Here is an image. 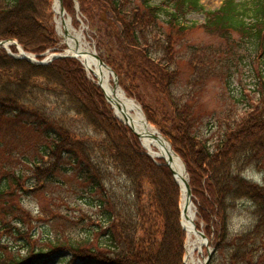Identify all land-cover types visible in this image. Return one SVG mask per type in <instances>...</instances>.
<instances>
[{"label":"trees","instance_id":"16d2710c","mask_svg":"<svg viewBox=\"0 0 264 264\" xmlns=\"http://www.w3.org/2000/svg\"><path fill=\"white\" fill-rule=\"evenodd\" d=\"M77 2L83 21L97 33L101 58L186 164L199 214L215 241L209 264H264V186L243 176L248 169L264 172V0H224L214 11L201 0L158 4L143 0L138 5L132 0ZM52 4L53 0H0V40H17L39 60L49 50L61 51ZM73 6L74 0H64L68 14ZM193 13L203 14L206 33L220 36L225 45L193 51L189 64L196 72L195 95L185 99L174 93L180 73L174 65H179L178 40L190 32L188 17ZM236 73L254 84L252 91L243 85L240 99L231 95V103L242 105L240 110L228 106L222 113L196 110V95L209 78L228 85ZM141 84L162 96L158 109L140 96ZM47 95L63 97L70 110L103 139L88 143L58 127L35 107ZM164 99L170 113L162 108ZM253 101L259 105L254 107ZM205 115L213 118L209 122L215 131L213 141L200 128ZM158 162L115 117L102 90L77 59L35 65L0 49V264L37 262L35 257L15 253L18 245L13 242L32 238L30 230L21 226L32 229L35 224L32 213L17 204L16 195L34 197L53 187L57 195H51L40 211V217L50 221V246L68 248L75 258L88 256L97 264H184L180 188L171 170ZM60 174L76 175L79 183L72 190L80 192L76 202H86L88 211L80 206L77 215L62 216L67 197L59 189L66 188L67 181ZM241 203L247 206L251 225L234 233L232 218ZM7 236L11 244L4 241ZM94 238L99 241L95 248L91 247ZM80 247L91 250L83 252ZM98 249L108 254L97 253Z\"/></svg>","mask_w":264,"mask_h":264},{"label":"rangeland","instance_id":"374dc122","mask_svg":"<svg viewBox=\"0 0 264 264\" xmlns=\"http://www.w3.org/2000/svg\"><path fill=\"white\" fill-rule=\"evenodd\" d=\"M132 1H134L136 5L142 4L143 2V0H132ZM150 1L153 2V4H158L162 2V0H150ZM223 1L224 0H201V3L207 10L214 11L221 7ZM53 15H54L53 20L55 24V32H56L57 38L60 41V45L62 49H64L66 46H65L63 37L59 35L58 30H57V26H56L57 16L54 13V9H53ZM68 17L71 18L72 26L78 32H82L85 35L91 48L94 51H97V54L100 55L99 51L97 50L98 42L95 39V36H97V33L93 29H90L89 25L86 22L82 21V16L81 14L79 15L75 2L73 6V11L70 14H68L67 18ZM188 22L190 25V32L186 33L184 37L178 40V44L176 46L177 51H176L175 59L176 60L178 59L177 61L179 62V65L176 67V64H175L174 70L178 69L180 73L173 87L174 93H177L178 96H181L180 98H185V99L191 98L192 93L195 95V88L193 90L192 83L195 80L196 72L190 68L191 65L189 64L191 62L190 58L195 56L193 55V51L202 50L203 52H205L204 48L219 49L220 47H223L225 45L224 40L220 36L216 34L210 35L206 33L205 29L203 28L205 24V16L203 14L201 13L191 14L188 17ZM160 25L162 26V28H164L168 32V29H166L164 22H160ZM150 30H151V36H153L154 34L152 33V29L150 28ZM146 32L148 35H150L148 29L146 30ZM13 49H11V51L16 52V49L15 50ZM54 52H55L54 50H49L46 53H54ZM63 53L65 54L66 52H63ZM247 70H248V67H246V71ZM89 75L90 74H88V76ZM89 77L92 78L91 75ZM252 84H253V81L251 80V78H248L245 75L241 76L237 73L234 74L233 78L230 80V83L228 85L224 84V81L221 79L218 80L214 78H209V80H207V82L204 84L203 89L201 88V93H199V95H196L197 97L196 106H195L196 110L203 109V111H208L211 114L215 112L217 113L225 112V110H227V106H228V109L230 107L231 108L233 107L235 109L238 108V110H240V108H242V105L239 106L236 103L234 104L231 103L234 101L230 99V97L232 95V97L235 98L234 100L240 99V96H241L240 93L243 92V85H246L245 87H247L246 88L247 90L251 89L252 91L254 87L253 86L254 84L253 85ZM119 86L123 89L121 85ZM229 87L231 88L230 90H229ZM139 94L148 103L149 106L153 107L154 109H158L157 103L158 101H160L158 98L162 96L159 95V93L153 87L149 85L146 86L144 84H141L140 89H139ZM251 94H252L251 96L255 100L256 99V96H254L255 94L254 93H251ZM127 97L132 100L135 99V98L129 97L128 95ZM163 103H164L162 104L163 110L165 112L170 113L169 105L165 99L163 100ZM139 104L142 106L141 103ZM252 104L254 107H256L259 105V102L253 101ZM37 105L35 107H38L42 113H45L46 116L50 117V119L55 121L58 127L59 126L65 127L66 129L71 131V133L75 134L77 138L82 139L88 143L89 142L99 143L103 139V136L99 135L91 127H89L82 117L78 116L76 113L70 110L68 102L63 97H59L57 95H47L44 97L42 96L41 98H39V100H37ZM111 108L113 109L112 106ZM114 112L115 111L113 109V113ZM204 117H205V120H204L205 122L202 123V126L200 127L201 131L203 132L204 135H207V137H209L211 141H213L212 133H214L215 131L210 129L211 125L209 124L210 119L212 120L213 118L210 115H207V116L205 115ZM162 118H164V116L160 117L159 119H162ZM151 125L155 127V129H157V131H159L162 134V131L159 129V127L153 125L152 123ZM163 137L167 139L165 135H163ZM99 156H101V154ZM67 161L68 163L71 162V160H68V159ZM58 176L63 181H67V185H65L66 188L64 189L63 188L59 189L60 187L55 186L60 191H62L64 195L67 197L66 200L62 203V211H63L62 216H65L67 213L69 215H77L78 211H80V206H82V209L84 211H88L90 208L86 204V202L84 201L83 202L79 201V203L76 202L77 197L80 196L79 191L76 192L75 190H72L73 185H75L76 183L77 184L79 183V181L76 180L77 179L76 175H72V177H69L67 175L64 176L60 174ZM243 176L250 181H254L264 186V172H262V170L248 169L243 174ZM122 185H124V181H122ZM179 190H180L179 193L181 196L180 198V206H181L182 191L181 189ZM55 194L57 195V190H55V188L53 187V189L48 188L46 189L45 193L40 192L36 194L34 197L30 195H25L21 192L16 195L17 204H19V206L24 211H29L32 213L34 220H35L34 221L35 224L32 226V229H30L28 226H25V227L21 226V229L23 231L28 232V230H30L29 235L32 238H31V241L26 240L27 242L26 241L25 242H13V245H18L15 250L16 251L15 253H17V255H22L23 257H35L37 260L35 264H97L95 262L90 261V259L92 258L88 256H86L87 258H75L71 250H69L68 248L57 250L54 246L53 247L50 246L51 241L49 238H53L50 236L48 226H47V223H50V221H49V218L45 216L40 217V211L43 207L47 206L50 203L49 201H50L51 195L56 196ZM192 200H193V204H194V208L196 212L195 227L200 232L204 233L208 240V245H204L202 249L197 250L194 254L195 263L203 264L204 261L208 258L209 253L212 251L213 252L215 251L214 249L215 241H212L213 235L209 234L207 231L206 221L201 219V216L199 214L198 204L194 196ZM68 203H71V204L68 206L67 205ZM73 204H75L76 206L78 205L79 206L74 207V208L70 207ZM246 211H247V206L241 203L239 205L238 213H236V215H234V217L232 218L231 229L234 233H239L243 230H246L251 225L250 217L246 213ZM180 216H181L180 217V223H181L182 214H180ZM62 218H65V217H62ZM32 231H34L33 234H32ZM185 235H186V240L184 244V248H185V255L183 259V262L185 261L184 264H186V259H187L186 247L188 244L186 232H185ZM25 238L28 239L30 237L26 236ZM75 238L78 239L79 241L81 240L80 239L81 237H75ZM4 241L9 242L10 244L12 243V239L9 238L8 236L6 237V240L4 238ZM98 242L99 241L96 239L94 242L91 243L92 245L91 247L93 248L97 247V244H99ZM91 247L90 248L80 247V248L82 249L83 252H90ZM41 250H44V252L39 253V251ZM98 250L100 251H97V253H101L103 255L108 254V252L104 249H98ZM82 255H88V254H82ZM38 261L40 262L38 263Z\"/></svg>","mask_w":264,"mask_h":264},{"label":"bare ground","instance_id":"6f19581e","mask_svg":"<svg viewBox=\"0 0 264 264\" xmlns=\"http://www.w3.org/2000/svg\"><path fill=\"white\" fill-rule=\"evenodd\" d=\"M54 13L57 16V29L59 35L65 37L66 44L71 51L83 54L80 59L85 63L89 74L96 77L102 83L104 91L112 100V106L117 117L130 125L141 135V141L146 150L155 158H163L170 161L173 170L177 174V181L182 190V224L186 229L188 244L186 247V264H196L194 254L202 249L204 241L194 228L196 212L194 205L187 204V194L185 190V181L188 180L182 160L175 155L169 143L162 137H159L157 130L148 122L140 106L129 99L120 87L114 85V79L111 71L101 66L95 58V51L91 48L85 35L78 32L66 15L61 14L60 0H53ZM202 264V263H201Z\"/></svg>","mask_w":264,"mask_h":264},{"label":"water","instance_id":"95a60500","mask_svg":"<svg viewBox=\"0 0 264 264\" xmlns=\"http://www.w3.org/2000/svg\"><path fill=\"white\" fill-rule=\"evenodd\" d=\"M60 9H61V14L64 16L65 15V9H64V3H63V0H60ZM77 9H78V11L80 10V8H79V5H77ZM65 44H66V39H65V42H64ZM11 46H15V47H17V49H18V52H19V55H14V54H12V53H10L12 56H14V57H16V58H20V59H26V60H28V61H30V62H32V63H34V64H37V65H47L48 63H50L51 61H53L54 59H60V58H66V57H73V58H76V59H79L80 60V58L81 57H83V54H81V53H79V52H76V51H71L70 49H69V51L67 52V53H65V54H51L50 55V57H46V58H44L43 60H41V61H39L38 60V58L36 57V56H34V55H31V54H27L24 50H23V48L21 47V45L19 44V42L18 41H16V40H12V39H9V40H0V48H4V49H7V50H9V48L11 47ZM94 56H95V58L99 61V63L101 64V66H105V67H107L110 71H111V73H112V75H113V78H114V85L116 86V87H119V80H118V76H117V74L114 72V70L111 68V67H109L107 64H105V62L97 55V54H94ZM83 65L85 66V64L83 63ZM86 67V66H85ZM98 86L101 88V90L103 91V93H104V95H105V97H106V99H107V101H108V103L110 104V105H112V100L109 98V96L107 95V93L104 91V89H103V86H102V83L100 82V80L98 79ZM119 118V117H118ZM119 120L120 121H122L120 118H119ZM128 121V119H126V122ZM125 125H127V123L125 122V121H122ZM130 129H131V131L140 139V141H141V135L138 133V132H136V130H134V129H132V127L130 126V125H127ZM158 132V131H157ZM158 134H159V137H162V138H164L166 141H167V139L165 138V137H163V135L161 134V133H159L158 132ZM168 142V141H167ZM169 143V142H168ZM169 145H170V147L172 148V146H171V144L169 143ZM143 147H144V145H143ZM173 150V149H172ZM174 152V151H173ZM175 153V152H174ZM148 154L153 158V159H155V157H153L149 152H148ZM175 155L176 156H178L176 153H175ZM179 157V156H178ZM180 158V157H179ZM162 159V158H161ZM165 160V164H166V166L171 170V172H172V174H173V176H174V178H175V180H176V182L178 183V185L180 186V184H179V182L177 181V174H176V172L173 170V168H172V166H171V163H170V161H167L166 159H164ZM183 162V161H182ZM183 164H184V169H185V172H186V175H187V177H188V173H187V168H186V165H185V163L183 162ZM181 187V186H180ZM185 190H186V194H187V204L189 205L190 203H192V198H193V194H192V190H191V186H190V183H189V180H186L185 181ZM181 213H182V209H181ZM181 224H182V222H181ZM182 226H183V224H182ZM183 228L185 229V227L183 226ZM194 228H195V230L197 231V233L200 235V237L202 238V240L204 241V245H208V240H207V237H206V235L204 234V233H202V232H200L196 227H195V225H194ZM185 231H186V229H185ZM212 253H213V251L212 252H210L209 253V255H208V258L204 261V263L203 264H209V262H210V259H211V256H212Z\"/></svg>","mask_w":264,"mask_h":264}]
</instances>
